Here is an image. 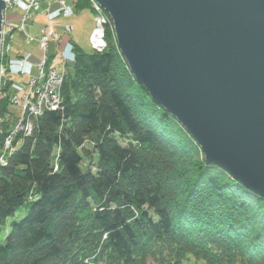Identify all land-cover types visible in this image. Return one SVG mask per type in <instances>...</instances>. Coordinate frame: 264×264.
I'll return each instance as SVG.
<instances>
[{
	"label": "trees",
	"instance_id": "1",
	"mask_svg": "<svg viewBox=\"0 0 264 264\" xmlns=\"http://www.w3.org/2000/svg\"><path fill=\"white\" fill-rule=\"evenodd\" d=\"M106 40L74 45L63 110L0 167V264H264V198L206 163Z\"/></svg>",
	"mask_w": 264,
	"mask_h": 264
},
{
	"label": "water",
	"instance_id": "2",
	"mask_svg": "<svg viewBox=\"0 0 264 264\" xmlns=\"http://www.w3.org/2000/svg\"><path fill=\"white\" fill-rule=\"evenodd\" d=\"M96 1L152 101L264 198V0Z\"/></svg>",
	"mask_w": 264,
	"mask_h": 264
},
{
	"label": "rangeland",
	"instance_id": "3",
	"mask_svg": "<svg viewBox=\"0 0 264 264\" xmlns=\"http://www.w3.org/2000/svg\"><path fill=\"white\" fill-rule=\"evenodd\" d=\"M50 1L51 0H40L39 11L35 15H33L28 22L26 21L23 23L24 24L23 29L25 28L26 34L30 36L32 40H28L24 36V34L17 32L18 30L12 31L11 37L7 38V43L10 46L9 53L6 56L5 61H3V63L2 61H0V68H1V64L4 66V74L2 72V78H3L2 80L7 79L6 81H8L7 86L4 85V87L0 88V119H1L0 120V167L4 166L7 163L8 159L16 151V149L20 147L23 141L22 139L33 133L36 127V120L45 111L44 110L42 113L39 112L35 113L34 110L28 109L31 103L35 102L37 98L38 91L36 89H35L36 91L33 94L34 95L33 100L24 98L26 93L28 94L30 92L31 89L30 84L33 80L35 82H38L39 80L44 79V78L42 79L40 78L38 74V69L36 70L37 64L39 65L41 61L44 59V63H43L44 72L47 73L51 68H56L57 72L62 76L63 82H64V77L66 75V71L69 65L71 64L69 62H63L60 56H57L54 53L55 46L53 43H50L45 55L42 53V50L38 46L37 40L38 37L40 36V27L48 23L44 13L45 10L48 9V2ZM66 1L68 4L71 3L74 6V8L69 16L66 17L60 16L50 21L53 30L56 33H58L60 37H62V42H68L72 46L73 52H74L75 44L81 47L84 52L96 51L92 48L89 39L93 30H95V28L98 27L99 24L101 23H97L96 21H94L95 12L92 3L90 2V0H84L86 5L81 8H78V4L80 1L79 2H77L78 0H66ZM95 2L98 3L96 0ZM22 12L23 10L21 7L20 8L17 6L10 7L7 13V20L16 23L17 26L20 25L21 20L19 19L20 18L19 15H21ZM106 15L109 21H107L103 25L105 28V39H106L107 27L111 29L115 39L113 24L107 13ZM1 17H2V12H1ZM92 22H93V27H92ZM67 24H71L73 29L69 31V33H64L63 26ZM1 32H2V20L0 27V48H1ZM115 43H116V39H115ZM22 50H32L37 52L36 54L39 55H35L33 52L23 53ZM102 51H97V52H102ZM122 58L124 59L123 56ZM63 82L60 88L62 108L53 111L63 110V96H62ZM41 84L42 83L40 82L39 87L41 86ZM20 122L21 123L23 122L24 124H26L27 122V125L31 127V132L29 134L23 133L21 131H16L19 128ZM12 130L15 131L12 132ZM7 136L8 138L10 136L9 151H7L4 147L5 145L4 140L6 139ZM10 152L11 154H9ZM201 154L204 157L202 151ZM23 214H24V209H20L17 212L16 217H21ZM11 220L12 219H9V222L7 221V224L2 228V231L0 233L1 238H3L5 233L7 232L8 224L10 223Z\"/></svg>",
	"mask_w": 264,
	"mask_h": 264
},
{
	"label": "built area",
	"instance_id": "4",
	"mask_svg": "<svg viewBox=\"0 0 264 264\" xmlns=\"http://www.w3.org/2000/svg\"><path fill=\"white\" fill-rule=\"evenodd\" d=\"M93 5V9L95 12L94 21L99 24L98 27L93 30L90 36V43L94 50L102 51L106 46L105 39V28L104 24L109 21L105 11L101 6L95 2V0H90ZM12 6L21 7L23 12L20 16V25L17 26L16 23L7 20V13L9 8ZM74 6L70 3L68 4L66 0H51L48 2V9L45 11V16L48 23L42 27H40V36L38 37V46L42 50V53H45L48 50L50 43H53L55 46V54L60 56L63 62L72 63L74 60V52L72 46L68 42H62V37L58 33H56L50 21L60 16H69ZM40 9V0H4V9L2 11V32H1V48H0V61H5L6 56L9 53V44L7 43V38L11 37L12 31L18 30L24 34V36L28 40H32L30 36H28L25 32V28L23 29V23L28 22L29 19L35 15ZM72 30L70 25H64L63 31L64 33H69ZM7 44V46H6ZM46 57V56H44ZM24 60V59H23ZM44 59L41 63L36 66V70L38 69V74L40 78H44L43 80H39L35 82L34 80L30 84V92L24 98L33 100L34 92L37 90V98L35 102H32L28 109L34 110L35 113H42L44 110H57L62 108V100L60 94V88L63 82L62 76L57 72L56 68H51L49 72H44L43 70ZM2 72L4 74V66L1 64L0 68V88L7 86L6 80H2ZM46 78V81H45ZM40 82L42 83L39 87ZM42 88V89H40ZM36 89V90H35ZM1 120V119H0ZM28 121V119H27ZM15 130H12L14 132ZM16 131H21L23 133L29 134L31 132V127L29 125L24 124L23 122L19 123V128ZM4 147L7 151H9L10 146V136L6 137L4 140ZM11 154V152L9 153ZM7 161V159H6Z\"/></svg>",
	"mask_w": 264,
	"mask_h": 264
},
{
	"label": "crops",
	"instance_id": "5",
	"mask_svg": "<svg viewBox=\"0 0 264 264\" xmlns=\"http://www.w3.org/2000/svg\"><path fill=\"white\" fill-rule=\"evenodd\" d=\"M46 10H47V9H46ZM46 10H45V11H46ZM43 13H44V12H43ZM67 25H70V26H71V24H67ZM71 27H72V26H71ZM92 27H93V22H92ZM92 27H91V28H92ZM72 29H73V27H72ZM37 48H38V47H37ZM22 52H23V53H25V52H33L35 55H39V54H36L37 52L32 51V50H22Z\"/></svg>",
	"mask_w": 264,
	"mask_h": 264
}]
</instances>
